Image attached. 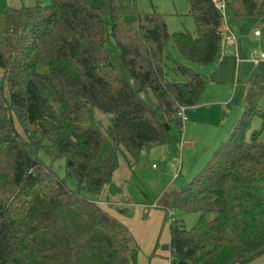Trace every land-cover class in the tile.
Segmentation results:
<instances>
[{
    "label": "trees",
    "instance_id": "1",
    "mask_svg": "<svg viewBox=\"0 0 264 264\" xmlns=\"http://www.w3.org/2000/svg\"><path fill=\"white\" fill-rule=\"evenodd\" d=\"M187 2L194 34L169 32L165 15L139 11L137 0H0V264H136L131 232L98 198L107 186L121 193V157L131 169L155 146H178L170 130L182 134L179 110L197 105L210 82L168 46L213 64L224 17L213 0ZM225 2L233 21L264 24V0ZM245 82L231 138L157 204L167 218L200 214L190 229L170 223L169 264H238L264 248V67ZM96 110L112 116L108 126ZM41 148L65 159L76 191L38 158Z\"/></svg>",
    "mask_w": 264,
    "mask_h": 264
},
{
    "label": "rangeland",
    "instance_id": "2",
    "mask_svg": "<svg viewBox=\"0 0 264 264\" xmlns=\"http://www.w3.org/2000/svg\"><path fill=\"white\" fill-rule=\"evenodd\" d=\"M228 1L232 2L235 0ZM8 2L10 6L15 8L22 6L32 7L38 2L44 5L51 4V0H8ZM137 7L141 12L152 13L156 11L165 15L168 31L171 33L185 31L194 34L196 31L195 21L189 14L190 6L187 0H137ZM220 12L224 17V25L225 23H229L240 38V62L236 63L237 75L239 77L237 80L238 84L235 85L234 79L231 77L234 63L230 62L224 73L219 76L222 77L224 84L220 85V91L217 92L215 100H222L227 94L228 97L234 95V98L225 109L218 104L210 106V108L202 112L196 122L194 121V117L190 116L189 122H183L187 126V130L185 131V127H183L182 134H180V130L176 126H172L170 134L179 136L181 139L176 151L173 150L171 143L155 146L149 152L144 153L140 161L131 169L127 166L126 159L120 158V166L114 176V182H121L126 177L123 187L127 196L134 204L156 203L161 200L166 190L177 193L184 189L188 183L193 181L205 169L215 150L231 138V132L242 115L241 101L245 89L244 81L264 67V61L258 63L252 61V53L255 49L259 52H264V24H261L258 19L251 17H240L233 21L232 13L227 5ZM256 29H259L262 33L261 38L258 40H242L245 37H249V34L254 33ZM168 47L173 56L181 63L210 77L207 75V72L211 64L199 65L191 63L184 59L177 50L172 49L171 45ZM203 69L204 71H202ZM2 76L3 70L0 69V84ZM212 79L214 81L217 80L213 75ZM95 116L103 126H108L112 117L98 110L95 111ZM17 128L22 135H25L19 124H17ZM260 128L261 120L260 118H255L252 129L259 130ZM261 139L264 140V133ZM37 156L65 181L68 189L72 191L78 189L77 180L74 177L66 175V161L64 158L53 160L43 148L37 151ZM171 164L178 166L180 171H174L171 168ZM83 193L87 195L86 192ZM121 199L125 201L124 198ZM172 211H174L176 220L178 219L177 223L184 225L187 229L192 228L200 217L199 213H178L175 210ZM207 217L212 219L214 214H208ZM139 218V213L135 214L134 219L137 221ZM168 223L169 219L167 218L164 227H160L157 231L155 245L153 244L151 251H148V247L152 233H146L145 239L137 241L138 256L136 264H148L152 256H157L156 252L158 250L163 254V258H160L161 262L167 263L168 259L166 256L168 255V250H162L161 246L170 238Z\"/></svg>",
    "mask_w": 264,
    "mask_h": 264
},
{
    "label": "crops",
    "instance_id": "3",
    "mask_svg": "<svg viewBox=\"0 0 264 264\" xmlns=\"http://www.w3.org/2000/svg\"><path fill=\"white\" fill-rule=\"evenodd\" d=\"M227 26L230 27V29L233 31V33L236 37L235 42L228 43V44L224 42ZM222 27H223V43L221 46L220 57L216 62L213 63L214 65L213 64L210 65V68L208 69V72H207L208 74L206 73L207 75L210 76L209 77L210 82L207 85L200 102L195 106L187 107L185 109V114L187 116V120H186L187 122L190 121V116L194 117L195 122L198 121L202 112L206 111L207 108H210V106H213L214 104L221 105L223 109L227 108L231 104V101L234 98V95L228 97V94H227L225 96V98H223L222 100H215L217 92L220 91V89H219L220 85L224 84L222 77H219V76H221V74L224 73V70H226V68L229 66L230 62L234 63V66H232L233 70L231 69L232 70L231 71L232 72L231 77L234 79L233 81L235 82V85L238 84L237 80L239 78L237 75L238 70H237V64L236 63L240 62L239 61L240 38L236 35L235 30L232 28V26H230L229 23H225V25L223 23ZM256 30H259V29H256ZM261 37H262V33L260 34V36H255V32H254V33H250L249 37H245L242 40H244V39L245 40H247V39L258 40ZM202 71H204V69ZM212 75L216 77V79H217L216 81H214L212 79ZM244 85H245L244 86L245 89H244V93L242 94V98H243V96L247 90L246 82ZM186 121H185V123H186ZM184 127H185V131H186L187 126L184 125ZM172 147H173V150H175V151L178 149V146L175 147L172 145ZM173 165L174 164H171L172 169H173ZM116 172L114 173V176H115ZM127 174L128 173L126 171V175ZM114 176H113V183L115 186L121 188V193H117L116 195H112V194H110V189L107 186L104 188L103 192L99 196L98 204L103 210H105L106 212H108L109 214L114 216L117 220H119L120 222H122L124 225L127 226V228L129 229V231L132 234V237H133L136 245L138 244L137 241H141V239L146 238V236H145L146 233H148V232L152 233L150 245L148 247V251H151L153 244L155 243L157 231L160 229V227L161 228L164 227L165 220L167 219L166 212H165V210H163L157 206L159 201L156 203H144V204H140V205L134 204L129 199V197L127 196V193L125 192L124 187H123L124 179L126 177H124V179L121 182H116V181L114 182ZM121 198H124L125 201H122ZM137 213H139L140 218L136 221L134 219V216ZM161 224H162V226H160ZM168 225H169V237L170 238L167 240L168 242L166 241V243H164L163 245L169 244L170 239H171V233H170V225L171 224L168 223ZM157 246L159 247L158 243H157ZM162 246H161L162 250H165V249H163ZM137 247H138V245H137ZM167 252H168V255L166 256V258L168 259L169 255H170V251L168 250ZM156 253H157V256H152L151 259L149 260L148 264H169V259H168V261H166L167 263L161 262L162 260H160V258H163V254H161L162 252L160 253V251L158 250V252H156ZM247 264H264V256H261L258 259L251 261Z\"/></svg>",
    "mask_w": 264,
    "mask_h": 264
},
{
    "label": "built area",
    "instance_id": "4",
    "mask_svg": "<svg viewBox=\"0 0 264 264\" xmlns=\"http://www.w3.org/2000/svg\"><path fill=\"white\" fill-rule=\"evenodd\" d=\"M217 6V8L219 10H222L226 7V2L225 0H213ZM261 32L260 30H256L255 31V36H260ZM236 41V37L233 33V31L230 29L229 26L226 27V34H225V38H224V42L225 43H232ZM252 61L254 62H260V61H264V52L263 51H258V50H254L252 53ZM185 107H181L179 110V115L182 118L183 122H185L187 120V116L185 114ZM173 169L174 171H180V168L176 165H173ZM168 219H169V223H172L174 221H176V218L174 216V212L172 210H170L168 212Z\"/></svg>",
    "mask_w": 264,
    "mask_h": 264
},
{
    "label": "water",
    "instance_id": "5",
    "mask_svg": "<svg viewBox=\"0 0 264 264\" xmlns=\"http://www.w3.org/2000/svg\"><path fill=\"white\" fill-rule=\"evenodd\" d=\"M263 255H264V248L259 250V251H257L256 253H253L252 255L242 259L238 264H247V263H249V262H251V261H253V260H255V259H257V258H259L261 256H263Z\"/></svg>",
    "mask_w": 264,
    "mask_h": 264
}]
</instances>
